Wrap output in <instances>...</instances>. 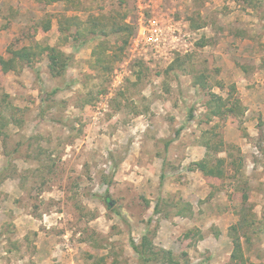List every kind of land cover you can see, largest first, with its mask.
Wrapping results in <instances>:
<instances>
[{
    "label": "rangeland",
    "instance_id": "obj_1",
    "mask_svg": "<svg viewBox=\"0 0 264 264\" xmlns=\"http://www.w3.org/2000/svg\"><path fill=\"white\" fill-rule=\"evenodd\" d=\"M244 2L0 0V56L39 45L71 57L64 75L45 56L0 70V264H143L131 243L146 235L159 254L148 264H171L161 249L172 264L240 263L233 253L264 264V0ZM196 12L205 29L191 27ZM102 16L134 28L125 46L106 39L109 70L94 56L104 39L66 44L59 34L64 18ZM150 26L178 39L159 31L161 41L142 44ZM232 85L245 120L208 121L209 90L227 97ZM211 138L222 152L206 148ZM218 159L221 178L191 171Z\"/></svg>",
    "mask_w": 264,
    "mask_h": 264
},
{
    "label": "trees",
    "instance_id": "obj_2",
    "mask_svg": "<svg viewBox=\"0 0 264 264\" xmlns=\"http://www.w3.org/2000/svg\"><path fill=\"white\" fill-rule=\"evenodd\" d=\"M57 1L62 0H37V2L42 4H52ZM244 3L250 4V0H244ZM252 2V1H251ZM251 6V5H249ZM201 13L196 12L193 19H190L191 27L193 29H205L207 27V22L204 21V23L201 22ZM197 21V25L196 24ZM51 28V25L49 23H45L42 32L46 33L49 32ZM71 30H75V33L72 35L67 34L68 32H71ZM134 28L125 23L124 21H120L116 18H108V17H94L86 22L80 21L78 18H64L62 19L61 23L59 24V34L63 38V41L67 44L69 40L72 39H81L88 36H96L100 37L104 40L100 42L98 47L96 48V51L94 53V56L97 59V64L100 66V68H103L106 64L105 70H109L110 67L109 64H111V56H108L106 54L107 50L112 49L110 42L106 40L107 38L111 37V35H118L121 38H124L123 45L125 46L128 43V39L133 35ZM241 32H237V36H243V34H240ZM123 50V49H122ZM11 57L9 59H5L3 56H0V70H2L4 73L9 72H17L20 69L23 68L24 65H30L36 62V60H39V57L45 56L49 62V68L53 70L54 72H57L58 75H64L63 72L60 70V66L62 70H66L67 68V60L71 59V57L64 59V52L59 51L58 48L47 46L42 47L39 45H32L29 47H22L17 50H13L10 52ZM174 67H170L169 70L173 71ZM199 78L198 81L195 83L197 86H201L204 88H207L208 86H212V83L209 82V77L206 73H203L201 75H198ZM217 88H220L221 90L224 89V85L222 83H216ZM209 96L210 100L206 105V118L208 121H211V119L218 118L221 121H225L228 118H233V125L238 127L239 123L236 119L241 120L246 112V107L243 105L241 99L238 96L237 93V87L235 85H232L228 91L227 97H222L221 95H217L216 93L212 92V90H209ZM192 118V116L190 117ZM180 132L177 131V134ZM215 135L216 133L212 131H208V135ZM211 139H208V141H211ZM213 146L210 143H207L205 146L207 149L210 147H215L216 152H222L218 150L219 145H223V141H218L216 143H213L211 141ZM169 144H167L168 146ZM234 154V153H233ZM229 154L228 158H233L234 155ZM233 163H231L233 166L235 165V159L231 160ZM227 161L225 159H218L216 160V164L214 167H211L209 161H200L193 164V167L191 168V171L199 170L203 172L206 176H214L216 178H221L222 175H224L225 171L223 170L224 164H226ZM247 201V196L244 195V204ZM250 223V220L247 218V221H244V224ZM237 229V228H236ZM131 246L133 250L142 258L143 264H148V261L150 260L148 257V254H151L152 256H158V253L151 252L154 250V246L151 242V240L148 238V236H144L141 245H136L135 243H131ZM239 247V245L237 244ZM235 244V249L237 248ZM162 252V255L165 257H169L170 263L173 262L172 252L166 251V250H159ZM240 260V263L238 264H245V261H243L242 257L240 258L238 254L233 253L231 256V261ZM175 264V263H173Z\"/></svg>",
    "mask_w": 264,
    "mask_h": 264
},
{
    "label": "built area",
    "instance_id": "obj_3",
    "mask_svg": "<svg viewBox=\"0 0 264 264\" xmlns=\"http://www.w3.org/2000/svg\"><path fill=\"white\" fill-rule=\"evenodd\" d=\"M161 31L164 37H169L170 39L177 40L176 30L172 27L161 30L154 26L143 27L139 32V40L145 42L146 45H155L160 40ZM159 32V33H158ZM161 41V40H160Z\"/></svg>",
    "mask_w": 264,
    "mask_h": 264
},
{
    "label": "crops",
    "instance_id": "obj_4",
    "mask_svg": "<svg viewBox=\"0 0 264 264\" xmlns=\"http://www.w3.org/2000/svg\"><path fill=\"white\" fill-rule=\"evenodd\" d=\"M241 33L240 34H243V30L242 31H240ZM232 33V32H231ZM230 33V34H231ZM245 34V33H244ZM233 36H237L236 35V33H232V37ZM239 37H242V36H239ZM257 66V69H261L260 70V72H262V73H264V59L262 60V62H261V60H260V63L259 64H257L256 65ZM239 75H242V73H238ZM243 77V76H242ZM244 77H245V75H244ZM243 77V80H244V82H246L247 83V87H248V85H250V83H251V81H250V78L249 79H247V80H245L246 79V77L244 78ZM240 98V97H239ZM241 99V98H240ZM241 101H242V103H243V105L245 106V104H244V102H243V100L241 99ZM249 111H248V109L246 108V112H245V114H244V116L242 117V119L243 120H245V117L247 116V113H248Z\"/></svg>",
    "mask_w": 264,
    "mask_h": 264
},
{
    "label": "water",
    "instance_id": "obj_5",
    "mask_svg": "<svg viewBox=\"0 0 264 264\" xmlns=\"http://www.w3.org/2000/svg\"><path fill=\"white\" fill-rule=\"evenodd\" d=\"M108 205L110 208H112L114 206L113 202L112 201H107Z\"/></svg>",
    "mask_w": 264,
    "mask_h": 264
}]
</instances>
